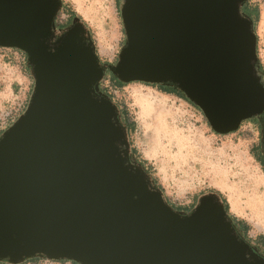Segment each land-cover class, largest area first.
Wrapping results in <instances>:
<instances>
[{"label": "water", "instance_id": "obj_1", "mask_svg": "<svg viewBox=\"0 0 264 264\" xmlns=\"http://www.w3.org/2000/svg\"><path fill=\"white\" fill-rule=\"evenodd\" d=\"M247 1L121 0L124 43L110 64L80 18L56 26L62 0H0V48L21 51L33 79L0 135V262L264 264L218 194L190 211L166 201L100 88L107 73L171 87L220 135L255 119L264 161V72Z\"/></svg>", "mask_w": 264, "mask_h": 264}, {"label": "rangeland", "instance_id": "obj_2", "mask_svg": "<svg viewBox=\"0 0 264 264\" xmlns=\"http://www.w3.org/2000/svg\"><path fill=\"white\" fill-rule=\"evenodd\" d=\"M120 1L62 0L56 26H67L72 14L80 17L91 33L100 61L113 64L124 43ZM249 5L258 7L255 33L264 72V0H250ZM242 11L251 15L246 3ZM32 87L25 55L0 48V118L10 114L7 127L24 112ZM109 93L134 123L128 134L131 149L140 161H146L144 167L172 206L190 211L200 196L219 191L230 212L249 225V238L264 236V167L256 120L244 121L237 131L220 135L211 130L196 106L149 84L133 82L110 88ZM35 264L62 263L43 259Z\"/></svg>", "mask_w": 264, "mask_h": 264}, {"label": "trees", "instance_id": "obj_3", "mask_svg": "<svg viewBox=\"0 0 264 264\" xmlns=\"http://www.w3.org/2000/svg\"><path fill=\"white\" fill-rule=\"evenodd\" d=\"M249 1L248 0L246 2V8L249 10L250 14V18L252 19L253 21V26H254V31L255 30V27H256V23L258 21V12H256V10L258 9L257 6H254V7H250L249 5ZM74 17H77L75 14H72L71 16H69L68 18V23L74 18ZM80 18V17H78ZM81 19V18H80ZM97 52V50H96ZM261 70H262V67H260ZM125 86V84L117 81L110 73H107L104 80L101 82L100 84V88L103 92H105L111 99H112V96L110 95L109 93V89L111 88H120V87H123ZM152 87H155L156 89H158L160 92L162 93H165V94H173V92H171L170 90L166 89L165 87L163 86H160V85H151ZM175 96H177L178 98L180 99H183L184 101L190 103L181 93H177L175 94ZM118 108H119V111H120V114H121V118H122V121L126 124L127 126V130H128V134L131 132L133 126H134V123L130 122L127 115V111L124 109V107L122 106H119L117 103H115ZM192 104V103H190ZM136 160L138 162H140L143 166L145 164L146 161H140L138 158H137V155L135 153L134 150H132ZM261 162V165L264 167V161L263 159L261 158L260 160ZM146 170L149 172V170L146 168ZM150 173V172H149ZM154 182L157 184L156 180L154 179ZM160 187V186H158ZM161 189V188H160ZM162 190V189H161ZM214 193L218 194L220 196V198L222 199V202L224 203V207H225V210L227 212V214L230 216V218L233 220L234 224L239 228V230L241 231L242 235L245 237V239L250 242L251 244H253L254 246H256L257 248L260 249V251L264 254V236L263 235H258L256 236V238L254 240H252L251 238H249L248 236V231H249V225L246 223V221H244L243 219H239L237 218L236 216H234L231 212H230V207H229V203L227 202L226 198L223 197V195L219 192V191H214ZM166 201L170 204V202L166 199ZM171 205V204H170ZM172 206V205H171ZM173 208H175L174 206H172ZM177 210H180L179 208H175ZM188 211V210H186ZM44 258H33V259H30V260H27L25 261L24 263H34L39 261V260H43ZM60 261H66V260H60ZM71 264H77L73 261H70ZM0 263H6V262H0Z\"/></svg>", "mask_w": 264, "mask_h": 264}, {"label": "built area", "instance_id": "obj_4", "mask_svg": "<svg viewBox=\"0 0 264 264\" xmlns=\"http://www.w3.org/2000/svg\"><path fill=\"white\" fill-rule=\"evenodd\" d=\"M10 117V114L6 113L2 118H0V135L8 128L7 120ZM62 264H71L70 261H57Z\"/></svg>", "mask_w": 264, "mask_h": 264}, {"label": "flooded vegetation", "instance_id": "obj_5", "mask_svg": "<svg viewBox=\"0 0 264 264\" xmlns=\"http://www.w3.org/2000/svg\"><path fill=\"white\" fill-rule=\"evenodd\" d=\"M163 87H165L166 89H168V90H170L171 92H173L172 95H175V94L179 93L178 91L174 90V89L171 88V87H166V86H163ZM254 120H255V119H254ZM256 121H257V120H256Z\"/></svg>", "mask_w": 264, "mask_h": 264}]
</instances>
